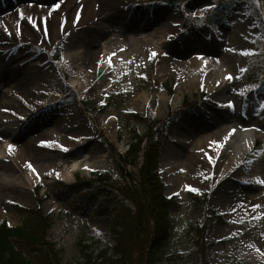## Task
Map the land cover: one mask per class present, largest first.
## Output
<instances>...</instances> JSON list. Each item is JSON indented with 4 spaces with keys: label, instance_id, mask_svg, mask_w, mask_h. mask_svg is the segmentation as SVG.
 I'll return each instance as SVG.
<instances>
[{
    "label": "rangeland",
    "instance_id": "rangeland-1",
    "mask_svg": "<svg viewBox=\"0 0 264 264\" xmlns=\"http://www.w3.org/2000/svg\"><path fill=\"white\" fill-rule=\"evenodd\" d=\"M183 1L176 5L166 0H118L114 7L102 10L100 2L72 0V27L59 23L57 38L51 18L61 11V6L55 8L61 1L0 0L5 8L0 14V38L7 43L14 37L18 42L12 40L7 49L0 50V132L5 134L0 139V160L8 158L18 168L15 173L0 170V224H21L23 215L17 206L36 208L43 199L40 207L52 223L47 240L60 251L61 264H83V244H90L88 252L95 256L103 248H108L107 255L115 253L117 241L104 212L95 214L77 202L70 189L58 184L57 173L66 171L81 156L88 165L100 168L90 175L76 170L75 175L84 180L82 188L91 186L88 180L104 170L118 174L116 179L122 177V169L142 179L145 158L129 163L121 161L119 153L128 150L135 132L148 131V122L128 119L126 111L153 119L183 112L170 127V138L159 135L161 156L152 171L160 172L165 195L177 201L170 212L171 234L163 240L156 264H204L193 225H206L208 264H264V184L258 183L264 180V54L251 70L263 77L261 86L245 80L246 68L254 58L242 54L245 50L261 52L264 10H257V0H233L224 7L217 0ZM213 2L217 6L205 10ZM93 10L87 19L82 18L84 12ZM215 10L218 17L206 23ZM160 37L167 40L164 51L156 49L153 56L149 39L157 42ZM89 50L96 53L93 68L86 63ZM73 55L78 57L74 68ZM207 57L234 59L232 64L219 61L222 70H229L226 76L234 79L214 85L212 71L220 67L206 65ZM174 59L190 61L193 74L179 72L172 64ZM22 84L37 93L35 102L17 99L24 97ZM164 84L174 87L172 98ZM121 89L131 90L120 100H126L125 104L106 106L109 96ZM201 93L209 94L213 104L204 101L188 108L187 100L198 103ZM229 102H234V109L228 107ZM42 131H48L54 140L20 169L18 153L9 150L13 136L22 137V143ZM224 131V152L234 154L247 143L252 145L251 152L239 161L238 174L244 181L251 180L249 184L236 182L247 192L239 206L221 196L231 179L220 177L216 170L200 174L187 167L188 152L205 148ZM235 135L242 141L233 144ZM79 143L85 145L82 155L71 154ZM61 152H68L70 161L56 168L64 157ZM76 180L75 176L63 182L72 185ZM189 186L199 191H189ZM37 187L41 189L36 192ZM152 238L149 235V241ZM149 247L146 242L141 251ZM141 251H134L130 263L113 264H149L148 254Z\"/></svg>",
    "mask_w": 264,
    "mask_h": 264
},
{
    "label": "trees",
    "instance_id": "trees-1",
    "mask_svg": "<svg viewBox=\"0 0 264 264\" xmlns=\"http://www.w3.org/2000/svg\"><path fill=\"white\" fill-rule=\"evenodd\" d=\"M164 86L169 95L174 96V89L167 87V84ZM123 95H127V92L122 90L112 94L109 103L124 105L126 100L120 101ZM198 105L200 106L199 102L193 103L190 100L186 102L188 108ZM172 112L174 115L164 120L147 119L138 113L126 112L128 119L136 118L148 122V131L144 134L135 132L129 151L120 156L121 161L129 163L136 162L140 156L145 158L147 168L142 179L134 173H124L122 169L120 170L122 177L119 179L113 177L111 172L101 173L96 178L88 180L91 184L89 187L82 188L84 184L82 178H78L75 185L58 182L62 187L70 189L73 198L83 203L93 213L100 215L104 212L103 216L109 222L110 230L117 241L115 253L110 255H107L108 249L105 248L95 256L88 252L91 245L83 244L82 250L85 255L83 264L130 263L134 251L137 248L141 251L146 242H150V247L146 252L141 251V254H148L149 264H156L160 260L158 250L163 240L171 234L170 212L176 201L165 196L163 180L151 174V171L161 154L159 135H168L170 126L176 123L183 113ZM125 169L127 170L126 167ZM17 208L23 215L21 224L17 226H9L6 222L0 224V264H61L60 251L47 240V231L51 223L48 217L43 215L42 209L22 206ZM193 228L196 232V243L202 248L200 252L204 264H207L205 226L193 225ZM149 235L153 236L150 241Z\"/></svg>",
    "mask_w": 264,
    "mask_h": 264
},
{
    "label": "bare ground",
    "instance_id": "bare-ground-1",
    "mask_svg": "<svg viewBox=\"0 0 264 264\" xmlns=\"http://www.w3.org/2000/svg\"><path fill=\"white\" fill-rule=\"evenodd\" d=\"M38 2H45V1H49V0H37ZM54 1H61L60 4L61 5V11L57 12V13H53L52 15V22L54 23V33L56 35L57 38H59V34L58 32H56V29L58 31L59 29V23L62 24L63 22H65L67 24V28H71L72 27V21L74 18V13H75V8H74V4L72 2V0H54ZM95 3V1H97L99 4V8L102 7V10H109L110 7H114L116 4H118V0H91ZM10 7L11 6H7ZM71 8V10H69ZM5 8L0 6V14L3 13V10ZM95 10L93 11H87V13H83L82 18L83 19H87L89 17L90 14L94 13ZM2 15H0V20L2 19L1 17ZM56 23L58 25V27L56 26ZM83 23V21L81 22ZM52 30V27H51ZM12 36V35H11ZM8 39H10L8 41ZM7 39V43L5 39H1L0 38V50H5L8 48L9 43H11V41H14V44L18 43L16 40V38L12 37V38H8ZM149 39V38H148ZM152 42V43H151ZM167 40L164 39L163 37H160V39L155 42L154 40L149 39V49H151L150 53H153V51H155L156 49L160 52H163L164 49V43H166ZM161 45V46H160ZM86 55V63L88 64V66H90L91 68L95 67L96 65V60H95V51L93 50H89L87 51ZM0 57H3V53L1 52ZM73 57V63L71 64L72 67L74 68V64L77 62L78 57L77 56H72ZM207 61L205 62L206 65H215V64H219L220 67V60H224L226 61V63L228 64H232V61L234 59H232L231 57H221V59H214L212 57H207L206 58ZM189 62L190 61H180V60H172V64L174 65V67L179 70V72L185 74V75H189V74H193V71L190 70L189 68ZM194 62H197V59L194 60ZM223 68H219V69H215L212 71V78H213V82L214 85L220 86L224 84V81H226V74L228 73L226 69L222 70ZM226 73V74H225ZM16 74H12V77H15ZM11 77V76H10ZM192 77V76H190ZM192 81V80H191ZM194 82V81H193ZM22 88H20L21 92L24 94V97H22V99H19L20 101H22L23 99H26V101H30L32 100V102H35L36 98L35 96H37V93L35 91H33L32 89L26 90L27 87H25L22 84ZM144 97V101H146V96ZM223 134L220 136H224V137H220L217 136L216 139L213 142H208V145H205V148L203 147V149H197L194 151H190L186 154V162H187V167L190 168L191 170H194V172L196 173H204L206 171L212 172V171H217L218 175L220 177H227L228 180H230V183H228L225 186V189L223 190L221 196L225 199H228L231 202H234L235 204H237L238 206L241 205V203L244 202V200L247 197V192L246 189H239L240 186H238L239 184H236V182H242L244 181L243 177H241V174H238L239 169V161L240 159H244L246 157V155L251 152L252 149V145L250 143H247V145L245 147H241L239 150H237L236 152H234V154H231V152H224L223 151V146L225 144V142L227 141V137L225 138V136L227 135V131L222 132ZM4 132H0V139L2 138V136H4ZM34 136V135H33ZM240 136H233V144L236 143V141H242L241 138H239ZM31 139L25 142L21 143V139L22 137H18L17 135L13 136L12 138V151H16L17 157H16V164L20 169H24L26 167V165L28 164V162L30 161V156H33L35 159L37 158L39 152L45 148V145H50L51 140H54V137L48 132V131H42L40 133H38L36 135V137H30ZM236 140V141H235ZM85 150V145H82L81 143L75 145V148L72 149L71 154H79L82 155V151ZM227 151V150H226ZM68 153V152H67ZM67 153H63L61 152V155H63L64 157H62V159L58 162V163H54L56 165V168L61 167L62 165H64V163H67L70 161V158L67 157ZM54 154V153H53ZM53 154H51V156H53ZM46 154H44V156H42V158H45ZM85 157V156H83ZM82 157L78 156V158H76L75 161H73L74 163L71 165L70 168L66 169V171L62 172L61 174H59L58 178H60L63 181H72L75 177V172L76 170L80 171L81 173H83L84 175H90L95 169H100L97 165H88V162L86 161V159L81 160ZM85 162V163H84ZM54 165V166H55ZM18 168H16V166L13 164V162L11 160H9L8 158L6 159H1L0 160V170L1 171H5V172H10V173H15L17 171ZM44 173L46 172V170H42ZM33 176L29 177V181L30 183H33ZM236 180V181H235ZM244 182H247L248 184L251 183V180H245ZM230 185V186H229ZM223 186V185H222ZM221 186V187H222ZM230 188V192L229 189Z\"/></svg>",
    "mask_w": 264,
    "mask_h": 264
},
{
    "label": "snow or ice",
    "instance_id": "snow-or-ice-1",
    "mask_svg": "<svg viewBox=\"0 0 264 264\" xmlns=\"http://www.w3.org/2000/svg\"><path fill=\"white\" fill-rule=\"evenodd\" d=\"M60 6H61V4H60V3H57V4L55 5V8H56V9H59ZM216 6H217V5H216L214 2H213V3H210L209 6H208V8L205 9V10H211V9L215 8ZM21 15H23L22 12H21ZM242 54L245 55V56H247V55L252 54V53H250V51H248V50H245V51L242 52ZM152 55L155 56L156 53H153ZM226 79H228V80H232V79H234V78H233L231 75H229V76L226 77ZM228 107L234 109V108H235V104H234V102H229ZM233 131H234V130H233ZM61 147L63 148L64 151H68L67 148H64L63 146H61ZM9 150H10V151L12 150V146H9ZM28 167L31 168V164H30V163H29ZM33 171H35V169H33ZM57 176H59L58 173H57ZM258 183L264 184V180H259ZM187 190L192 191V192H198V191H199L198 189L192 188V187H190V186L188 187ZM262 219H264V217H262Z\"/></svg>",
    "mask_w": 264,
    "mask_h": 264
}]
</instances>
